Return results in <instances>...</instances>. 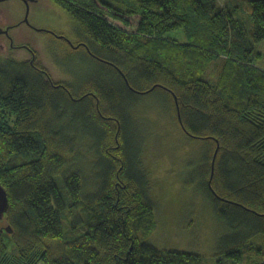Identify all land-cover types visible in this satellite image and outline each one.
Here are the masks:
<instances>
[{"label":"trees","instance_id":"1","mask_svg":"<svg viewBox=\"0 0 264 264\" xmlns=\"http://www.w3.org/2000/svg\"><path fill=\"white\" fill-rule=\"evenodd\" d=\"M50 1L106 79L53 83L34 52L0 58V264H204L145 242L157 222L129 126L148 94L203 142L217 264H264V0Z\"/></svg>","mask_w":264,"mask_h":264},{"label":"rangeland","instance_id":"2","mask_svg":"<svg viewBox=\"0 0 264 264\" xmlns=\"http://www.w3.org/2000/svg\"><path fill=\"white\" fill-rule=\"evenodd\" d=\"M238 1L219 0V3L232 5ZM241 4V11L249 14L248 4ZM128 21L130 29L137 24L135 18ZM168 38L185 42L182 31L172 32ZM78 42L75 22L50 0L0 2V58L29 63L34 52L35 62L43 66L53 83L65 82L78 87L87 78L106 79L103 70L97 69L84 49H76ZM257 51H264V43L257 46ZM137 97L132 111L140 110L141 114L134 115L137 117L130 122L129 134L136 137L133 152L141 164L140 173L157 222L155 231L145 242L158 250L192 253L200 256L204 264H217L215 241L222 228L198 179L203 142L182 135L175 117H171L172 111L168 109L164 114L161 95ZM83 148L81 152L85 154L87 150ZM92 162L96 167L94 158ZM79 169L85 181L87 168L80 166ZM190 180L191 186L186 184ZM69 220L76 223L75 213Z\"/></svg>","mask_w":264,"mask_h":264},{"label":"water","instance_id":"3","mask_svg":"<svg viewBox=\"0 0 264 264\" xmlns=\"http://www.w3.org/2000/svg\"><path fill=\"white\" fill-rule=\"evenodd\" d=\"M3 1H6V0H0V2H3ZM216 153L217 151L215 152L213 160H212V169H213V164H214ZM7 205H8V201H7L6 193L3 190V188L0 186V219H2V217L4 216L6 209H7Z\"/></svg>","mask_w":264,"mask_h":264},{"label":"flooded vegetation","instance_id":"4","mask_svg":"<svg viewBox=\"0 0 264 264\" xmlns=\"http://www.w3.org/2000/svg\"><path fill=\"white\" fill-rule=\"evenodd\" d=\"M4 34H6V33H4Z\"/></svg>","mask_w":264,"mask_h":264}]
</instances>
